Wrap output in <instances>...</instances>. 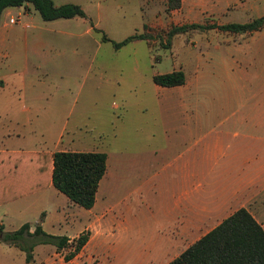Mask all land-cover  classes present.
Here are the masks:
<instances>
[{
    "label": "rangeland",
    "instance_id": "374dc122",
    "mask_svg": "<svg viewBox=\"0 0 264 264\" xmlns=\"http://www.w3.org/2000/svg\"><path fill=\"white\" fill-rule=\"evenodd\" d=\"M53 2L79 4L87 17L45 21L30 5L8 8L1 15L9 28L0 52V117L6 109H26L21 116L31 115L29 125L35 129L66 128L90 146L101 142L99 150L109 156L108 173H131L132 153L146 147L148 129L172 120L169 108L181 100L199 107L205 123L215 120L213 107L226 109L218 120L227 121L232 116L227 107L236 109L243 102L249 107L264 95V27L251 33L190 30L175 35L169 47L159 37L174 25L249 22L264 15V0H180L175 9L168 8L167 0ZM142 32L152 34L151 45L140 39L115 49L111 41L101 39L103 33L120 41ZM173 70L185 73L183 86L153 82V75ZM237 132L241 137L248 133ZM263 133L262 139L250 140L264 150ZM240 141L234 139L235 144ZM107 185L113 202L119 197L113 174ZM60 197L66 199L61 192ZM63 198L59 206L70 214ZM249 209L256 218H264V191ZM9 223L5 220L3 230L11 228ZM148 228L152 227L128 225V231L110 243L113 248L102 249L110 264L164 260L167 243L150 242Z\"/></svg>",
    "mask_w": 264,
    "mask_h": 264
},
{
    "label": "crops",
    "instance_id": "0c3cea01",
    "mask_svg": "<svg viewBox=\"0 0 264 264\" xmlns=\"http://www.w3.org/2000/svg\"><path fill=\"white\" fill-rule=\"evenodd\" d=\"M8 28L0 20V52ZM179 103L169 108L172 120L148 129L146 147L132 153L131 173H108L109 156L99 150L101 142L90 146L66 128L35 129L29 125L31 115L21 116L26 109H6L0 117V226L4 229L10 220L7 229L12 231L27 223L33 232L39 225L48 234L66 236L67 242L62 247L36 244L27 261L22 249L0 241V264H110L102 249L113 248L110 243L128 231V225L152 227L147 229L148 240L167 243L164 260L158 262L166 264L235 210L243 207L252 214L249 204L264 191V150L250 140L262 139L264 95L249 107L246 102L236 109L227 107L232 115L227 121L218 120L226 110L221 107H213L215 120L204 123L199 107ZM238 129L248 133L241 137ZM235 138L242 141L235 144ZM65 150L107 155V170L89 209L60 197L52 184L50 155ZM109 174L119 194L113 202ZM60 198L70 214L62 212ZM254 218L264 228V218ZM83 231L89 232L88 241L70 256L73 239Z\"/></svg>",
    "mask_w": 264,
    "mask_h": 264
},
{
    "label": "trees",
    "instance_id": "16d2710c",
    "mask_svg": "<svg viewBox=\"0 0 264 264\" xmlns=\"http://www.w3.org/2000/svg\"><path fill=\"white\" fill-rule=\"evenodd\" d=\"M28 5L32 6L45 21L87 17L83 8L72 2L56 5L53 0H0V18L8 8ZM167 5L169 9H175L179 7L180 0H167ZM263 27L264 15L245 23L174 25L159 37L165 39V47H169L175 35L190 30L217 28L229 33H251ZM144 28L147 29V25H144ZM94 30L101 32L97 28ZM101 39L111 41L114 48L119 49L140 39L151 45L153 36L148 32L134 33L120 41H114L103 33ZM152 80L159 86L173 87L184 84L186 76L182 70H173L155 74ZM50 157L51 180L54 187L70 202L86 209L91 208L100 180L107 170L106 153L65 150L56 151ZM88 238V231H83L74 238L70 256L78 252ZM0 241L19 247L26 253V260L30 261L31 251L36 244L53 243L62 247L66 244L67 237L48 234L39 225L30 232L29 225L25 223L12 231H5L0 226ZM166 264H264V228L246 208L241 207Z\"/></svg>",
    "mask_w": 264,
    "mask_h": 264
},
{
    "label": "built area",
    "instance_id": "2783aa9c",
    "mask_svg": "<svg viewBox=\"0 0 264 264\" xmlns=\"http://www.w3.org/2000/svg\"><path fill=\"white\" fill-rule=\"evenodd\" d=\"M11 21L13 22V21H14V19H11ZM26 26H28V24H26Z\"/></svg>",
    "mask_w": 264,
    "mask_h": 264
}]
</instances>
